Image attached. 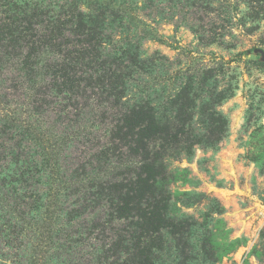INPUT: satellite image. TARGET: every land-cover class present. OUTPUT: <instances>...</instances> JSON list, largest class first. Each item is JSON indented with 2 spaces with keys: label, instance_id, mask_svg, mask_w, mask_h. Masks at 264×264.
<instances>
[{
  "label": "rangeland",
  "instance_id": "rangeland-1",
  "mask_svg": "<svg viewBox=\"0 0 264 264\" xmlns=\"http://www.w3.org/2000/svg\"><path fill=\"white\" fill-rule=\"evenodd\" d=\"M21 1L23 4L42 3L47 9L61 14L68 11L71 14L75 2ZM125 2L133 9L127 21L131 18L139 20L142 23L139 30L133 29L128 34V23L116 25L112 19L114 25L99 24L102 38L113 32L115 35L122 33L123 46L129 44L132 55L137 53L145 64L128 72L122 68L131 89L117 107L107 105L100 109L94 99L90 106L85 107L82 102L76 107L78 114L68 102L61 106H46L39 113L34 110L33 114L35 102L47 93L50 80L46 77L41 78V83L38 80L30 82L32 77L21 70L20 64L27 50L19 52L0 45V144L14 137L1 126L5 122L2 117L8 113L6 110H10L7 116L18 117L19 124L30 121L37 127L35 122L39 121L47 130H54L56 136L68 137L83 131L85 135L82 136L94 134L103 141L101 134L105 133V128L116 126V111L128 107L127 102L131 105L150 102L160 109L168 98H175L182 87L189 85L194 100L191 106L196 113L194 123L200 125L211 111L217 112L227 122L226 133L215 147L195 145L191 157L176 151L165 154V167L176 177L169 186L173 201L168 213L173 220L185 221L193 227L186 226L184 231L167 230L166 250L161 255L154 249L161 257L153 264H264V0ZM79 4L80 9L89 12L84 3ZM26 10V16L32 17L33 8ZM13 14L0 3V24L4 19L9 21L6 17ZM70 38L74 42L81 39L75 34ZM118 40L119 37L116 42ZM100 50L97 48L92 57L88 56L90 61L98 63L96 66L106 62L107 67L97 72L103 75L110 66L109 70L116 72L119 67L114 63L112 50L104 49L101 53ZM21 53L22 57L17 56ZM48 57L45 54L40 57L43 65L48 62ZM124 59L125 65L130 64L128 58ZM85 71L86 76L94 73V70ZM225 97L227 99L221 100ZM48 98L47 101L52 103L51 97ZM64 107H67L64 115L57 118L54 113L63 111ZM85 143V137L66 141L61 147L64 151L59 161L61 168L72 169L69 164L72 160H75L74 165H82L84 151L92 150L96 145L93 141L89 145ZM3 154L0 149V161ZM24 156L25 152L23 160ZM93 164L89 172L96 167L95 161ZM5 167L6 164L0 162V264H98L94 250L98 247L107 250L117 239L123 241L119 255L112 254L104 264L127 259L125 252L133 239L131 228L123 227L124 223L115 219L112 224L108 222L106 231H91L99 223L102 226L99 219L106 221V211L98 207V203L89 204L72 221L62 218L57 224L53 222L50 234L54 238L49 240L44 234L50 223H45L47 202L41 200L45 199L43 196L46 195L42 194L47 192V186L42 183L32 189L19 188L28 193L27 204L15 201V198L4 202L5 192L11 191L9 187H1L7 172ZM33 174L27 175L31 179L28 186L35 184L33 179L37 181ZM42 177L45 181V174ZM183 193H190V196ZM78 199L73 192L61 191L57 198L60 211L68 213L65 206L71 207ZM54 227H62L64 231L55 235ZM80 233L83 236L77 237ZM151 242L147 243L151 245Z\"/></svg>",
  "mask_w": 264,
  "mask_h": 264
},
{
  "label": "trees",
  "instance_id": "trees-1",
  "mask_svg": "<svg viewBox=\"0 0 264 264\" xmlns=\"http://www.w3.org/2000/svg\"><path fill=\"white\" fill-rule=\"evenodd\" d=\"M0 3L2 7L9 8L14 13L10 16L12 18L6 17L9 21L4 19L0 24V45L19 52L27 50L20 64L21 70L27 71L28 77H32L30 82L38 80L41 83V78L44 80L46 77L50 80V87L46 88L47 93L36 100L33 114L34 110L39 113L46 106H61L65 102L74 110L82 102H85V107L90 106L94 99L100 109L107 105L117 107L124 102L123 96L131 89L125 71L128 72L141 63L145 64V61H141L137 53L132 55V47L128 46L129 44L123 46L125 40L122 33L115 35L113 32L112 35L102 38L103 31L99 24L114 25L113 19L116 25L128 23V34L133 29L138 31L142 25L139 20L131 18L127 21L133 11L129 2L75 0L70 9L71 14L70 11L62 14L53 12L42 6V3L23 4L21 0H0ZM79 3H84L89 12L80 9ZM26 8H33L32 17L26 16ZM114 9L118 11L115 12ZM72 34L80 36L81 39L78 42L72 41ZM2 36L4 38H1ZM117 37L119 40L116 42ZM97 48L101 49L100 53L104 49L112 50L116 60L114 63L119 67L116 72L109 70L112 66L107 68V73L103 75L97 72L107 67L106 62L96 66L98 63L88 58L94 55L92 53ZM43 54L49 56L44 65L40 60ZM17 56L22 57L23 53ZM124 58H128L130 64L125 65ZM86 69L94 70V73L86 76ZM42 71L44 74H41ZM189 87H182L176 97L168 98L160 109L152 106L150 102L142 105H131L127 102L128 107L116 111V126L105 128V133L101 134L103 141L94 134L82 136L85 135L83 131L68 137L56 136L54 130H47L39 121L35 122L38 123L37 127L31 125L30 121L19 124L18 117L7 116L10 110H6L8 113L2 117L5 122L1 126L4 132L9 131L14 137L0 144V149L4 152L0 162L6 164L7 168L1 187L11 189L10 192H5L3 201L10 202L15 198V201L21 200L27 204L30 199L26 198L28 193L25 194L19 188L32 189L45 183L48 190L42 194L46 195L43 196L45 199L41 200L47 202L45 223H50L47 224L44 234L49 240L54 238L53 234H50L53 222L57 224L62 218H71L68 221H72L89 204L98 203V207L106 211V221L99 219L102 226L99 223V226L92 227L91 231H106L108 222L112 224L115 219L123 222V227L133 230V239L125 252L127 259L112 264H153L155 260L158 261L161 256L156 254L154 249L163 255L167 245L165 236L169 233L167 230L184 231L186 226L191 229L193 227L185 221L173 220L168 213L173 201L169 186L171 180L176 177L175 174H169L165 167V154L176 151L177 154L184 153L191 157L197 144L215 147L224 137L227 128L225 118L211 109V113L204 115L206 118L203 122L200 121V125L194 123L196 113L195 108L191 106L194 100L191 98ZM48 97H51L52 103L47 101ZM218 99L220 100L219 97ZM223 99L227 97L221 98ZM209 106L214 108L210 103ZM66 108L54 113L55 116L61 118ZM75 111L78 114V111ZM84 137L85 145L93 141L96 143L94 147L98 148L84 151L81 166L74 165L75 160H72L69 162L71 167L73 166L72 169L61 168L59 161L64 154L61 147L66 145V141ZM11 140L14 142L9 143ZM27 142L29 145H24ZM24 152V160L28 161L22 159ZM93 161L96 167L89 172L94 166ZM32 173L37 181L33 179L35 184L28 186L27 183L31 179H28L27 175L31 176ZM44 174L45 181L42 177ZM61 191L73 192L80 198L71 207L65 206L68 213L59 209L57 198ZM183 195L190 196V193ZM53 231L56 235L64 229L54 227ZM79 235L83 236L80 233L77 237ZM149 240L152 241L151 245L147 243ZM122 242L117 239L107 250L100 247L95 249L93 254L97 263L104 264L112 254L119 255Z\"/></svg>",
  "mask_w": 264,
  "mask_h": 264
}]
</instances>
